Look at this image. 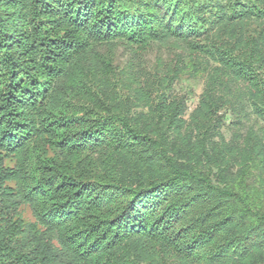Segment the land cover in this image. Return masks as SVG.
<instances>
[{"label":"trees","instance_id":"16d2710c","mask_svg":"<svg viewBox=\"0 0 264 264\" xmlns=\"http://www.w3.org/2000/svg\"><path fill=\"white\" fill-rule=\"evenodd\" d=\"M0 264H264V0H0Z\"/></svg>","mask_w":264,"mask_h":264},{"label":"rangeland","instance_id":"374dc122","mask_svg":"<svg viewBox=\"0 0 264 264\" xmlns=\"http://www.w3.org/2000/svg\"><path fill=\"white\" fill-rule=\"evenodd\" d=\"M120 52V48L118 50ZM152 57L153 55H149ZM202 79L199 80H182L178 83H175L173 85V90L179 94H186V102H187V110H186V115L185 117L188 116V113L195 107L198 101V96L201 92L202 89ZM232 120V117L230 113L227 112L225 119H224V124L221 127L222 133L225 136V138H229L230 133H231V126H230V121ZM6 165H11L10 160L5 161ZM29 213V212H27Z\"/></svg>","mask_w":264,"mask_h":264}]
</instances>
